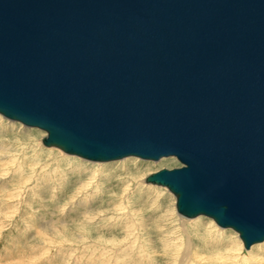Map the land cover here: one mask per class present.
Here are the masks:
<instances>
[{
  "label": "water",
  "instance_id": "95a60500",
  "mask_svg": "<svg viewBox=\"0 0 264 264\" xmlns=\"http://www.w3.org/2000/svg\"><path fill=\"white\" fill-rule=\"evenodd\" d=\"M0 115L264 240V0H0Z\"/></svg>",
  "mask_w": 264,
  "mask_h": 264
},
{
  "label": "rangeland",
  "instance_id": "374dc122",
  "mask_svg": "<svg viewBox=\"0 0 264 264\" xmlns=\"http://www.w3.org/2000/svg\"><path fill=\"white\" fill-rule=\"evenodd\" d=\"M44 135L0 115V264H264V240L245 256L231 228L180 220L172 193L143 181L174 157L93 162Z\"/></svg>",
  "mask_w": 264,
  "mask_h": 264
},
{
  "label": "bare ground",
  "instance_id": "6f19581e",
  "mask_svg": "<svg viewBox=\"0 0 264 264\" xmlns=\"http://www.w3.org/2000/svg\"><path fill=\"white\" fill-rule=\"evenodd\" d=\"M68 155V154H67ZM143 181H144V179H143ZM147 184V183H146ZM167 189V188H166ZM171 193V192H170ZM173 195V194H172ZM174 199H175V197H174ZM174 206H175V203H174ZM176 211V210H175ZM177 213V212H176ZM177 215L179 216V218H180V220H182V221H185V220H188V219H190L191 220V218H186V217H183V216H181V215H179L178 213H177ZM198 216H200V215H198ZM195 217H197V216H195ZM192 218H194V217H192ZM213 222H214V220H213ZM215 223V222H214ZM216 224V223H215ZM219 227V226H218ZM222 227H220V229H221ZM223 231H221V233H222ZM236 233V232H235ZM237 234V233H236ZM237 236H238V234H237ZM239 238V237H238ZM241 241V240H240ZM241 243H242V241H241ZM250 247H252V245L250 246ZM249 247V248H250ZM249 249H247V250H244L243 249V244H242V249H241V253L243 254V255H245V256H247V252H249L248 251ZM185 255V254H184ZM189 254H188V252H187V256H188ZM185 258V257H184ZM230 258V257H229ZM220 259V258H219ZM216 264H218V263H216Z\"/></svg>",
  "mask_w": 264,
  "mask_h": 264
}]
</instances>
